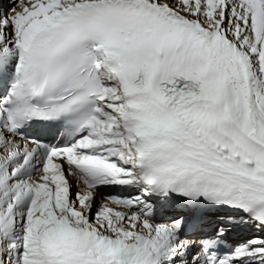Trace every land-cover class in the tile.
<instances>
[{
    "label": "snow or ice",
    "instance_id": "obj_1",
    "mask_svg": "<svg viewBox=\"0 0 264 264\" xmlns=\"http://www.w3.org/2000/svg\"><path fill=\"white\" fill-rule=\"evenodd\" d=\"M0 264H264V0L0 4Z\"/></svg>",
    "mask_w": 264,
    "mask_h": 264
},
{
    "label": "bare ground",
    "instance_id": "obj_2",
    "mask_svg": "<svg viewBox=\"0 0 264 264\" xmlns=\"http://www.w3.org/2000/svg\"><path fill=\"white\" fill-rule=\"evenodd\" d=\"M11 3V0H0V4H8Z\"/></svg>",
    "mask_w": 264,
    "mask_h": 264
}]
</instances>
